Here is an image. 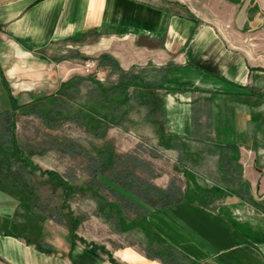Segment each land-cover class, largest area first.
<instances>
[{"label": "crops", "instance_id": "crops-1", "mask_svg": "<svg viewBox=\"0 0 264 264\" xmlns=\"http://www.w3.org/2000/svg\"><path fill=\"white\" fill-rule=\"evenodd\" d=\"M80 57L111 60L143 82L144 118L182 141L174 150L192 163L179 166L184 198L129 222L102 211L131 238L114 245L81 237L67 206L47 216L25 191L4 194L0 264H264V0H0V91L9 98L5 76L20 66L50 74L57 91ZM110 68L97 63L90 74L109 78ZM199 101L211 131L193 136ZM200 139L211 145L187 147ZM208 155L218 181L209 186L194 169Z\"/></svg>", "mask_w": 264, "mask_h": 264}, {"label": "rangeland", "instance_id": "rangeland-1", "mask_svg": "<svg viewBox=\"0 0 264 264\" xmlns=\"http://www.w3.org/2000/svg\"><path fill=\"white\" fill-rule=\"evenodd\" d=\"M91 57L93 56L91 55ZM81 60L80 57L70 61L74 67H77L76 70L58 76V78L67 79L70 73L80 75ZM12 61L13 65L18 63L17 59L14 60L13 58ZM5 77L10 80L11 93L9 92V94L11 95L10 98L9 96L7 98V94L0 91V112L6 109H16L13 112L15 120L13 134L16 136L17 145L25 150L26 159L30 163V174H32L30 179L39 187V195L41 196L39 201L50 207H57L61 201L60 190L52 189L43 182L48 177V171L57 173L59 178L62 177L64 181L69 182L76 190L64 205L71 209L70 213L78 220L77 231L81 237L93 239L99 243L111 242L114 245L129 243L131 239L127 234L119 236L114 231V226L104 217L101 218L100 215H102V211H106V208H97L96 200L91 197L86 188L79 190L80 187L85 186L84 182L87 177V172L84 169L86 153L94 157L105 144L111 145L115 153H132L140 163L147 165L150 171L144 167H135V173L139 178H147L153 185L160 187L167 186L170 180L179 185V189L184 186V181L180 177L179 166L182 164V166L187 165L189 168L192 163L187 158L181 159L182 157L179 156L177 150L168 148L164 150L157 145L155 142L157 129L154 124L151 125L146 121L147 118H144V116L148 117L145 114L148 102L142 101L146 100L142 98V94L140 103L136 102V95H132L133 93L126 94V96L128 95L127 99L122 101V93L120 94V92L112 93L111 98L102 102L100 100L98 103L96 100L89 102L88 97L85 96L84 84H81L80 92L77 95H72V99L63 97L71 103H61L60 105L59 103L63 101V98L58 92L53 91L58 80L55 81V78L51 77L50 74L44 71L30 73L27 66H20L19 70H15L11 76L6 75ZM96 79L100 82L107 80L110 82L115 79V76L110 75L108 78L105 76V72H99L96 73ZM143 96L145 97L146 93ZM6 99L9 101L7 102ZM55 99H57V103L53 105L52 103L56 102ZM112 101L119 105L118 111L123 112L125 120L120 122V126L108 124L104 135L98 137L95 130L100 126L97 116L102 117L106 113L110 114L111 106L114 104ZM26 105L34 106L36 114L26 112ZM204 105V101H199L197 104V111L199 110L197 122L190 124L193 136H203L204 133L207 134L211 131V126L207 122L209 113L205 110ZM87 107H90V113L82 119L77 116V119L76 113L84 114ZM37 113L54 121L47 122ZM98 131L102 132L103 130L99 129ZM7 133L0 134L1 142L5 143V139L8 138ZM186 142L187 147L191 150L196 148L206 150L211 145V141L204 139L187 140ZM72 145L76 148L77 154L75 156L74 153L71 156L66 152L68 148L72 150ZM2 149L4 148L0 147V152ZM203 158L202 162L196 165L194 169L199 171L198 175L202 178L208 177L206 178L207 182L204 183L209 186L218 182L215 180L217 179V172L213 167L216 156L208 155L203 156ZM10 179L4 172H0V201L4 205H7L4 194L17 195L20 192L18 188L11 190L8 187Z\"/></svg>", "mask_w": 264, "mask_h": 264}, {"label": "trees", "instance_id": "trees-1", "mask_svg": "<svg viewBox=\"0 0 264 264\" xmlns=\"http://www.w3.org/2000/svg\"><path fill=\"white\" fill-rule=\"evenodd\" d=\"M97 63L101 65H111L110 70L114 72L115 79L112 81L100 82L93 74L90 75H72L70 79L62 82L57 91L60 94V97H69L72 99V95H77L80 92L81 84H84L85 96L88 97L87 100L93 101L108 100L112 93L121 94V100L125 101L127 99L126 94L130 93L136 95V87L142 85L143 82L139 80L138 76L136 77L131 70L124 71L123 73L120 70H115L114 62L111 60L103 59L102 57L98 58ZM63 94V95H62ZM119 94V95H120ZM144 93H140V97ZM139 96V94H138ZM8 98V95H7ZM66 98H63L59 104L71 103ZM146 99V96L144 97ZM52 104L56 105L57 99H55ZM73 101V100H72ZM114 104L111 106L110 114L106 113L104 116L99 118L98 124L100 125L95 129L97 131L98 137L104 135L105 128L108 124L120 126V122L125 120L123 112L118 111L119 105L112 101ZM8 106H10L8 104ZM63 106V105H62ZM15 109V108H14ZM16 111L13 109H6L3 112H0V134L8 132V138L5 139V143L0 141V147L4 148L0 152V172H4L5 175H8L11 179L10 181L17 187L19 190L25 191L26 195L32 201V207L36 208L41 214H46L48 216H61L62 210H66L69 213L68 208L64 205L71 194H74L76 189L71 186L67 181H64L62 177L59 178V175L53 171H48L47 179L43 182L52 189H59L60 191V204H57V207L47 206L45 203H42L40 200L39 187L32 183L30 179L32 174H30L28 160L24 153V149L17 145L16 136L13 134V129L15 125L13 112ZM90 107L86 108L85 113H76L75 117L79 116L81 119L90 113ZM26 112L36 114L34 111V106L26 105ZM148 111L145 112L147 114ZM194 112V110H193ZM38 114V113H37ZM92 116V114H90ZM42 119L47 122L54 121L49 120L46 117H43L42 114H38ZM95 116V115H94ZM78 119V118H77ZM197 118L193 117L192 123H196ZM102 125V126H101ZM157 129L155 142L157 145L164 148V150L180 148L182 141H179L175 136L163 137L162 129L155 126ZM103 130L98 131V130ZM71 149H67V153L71 156L77 154L76 148L74 145L71 146ZM111 145L105 144V146L94 156L91 157L86 153L84 156V169L87 172L86 181L84 182V187H78L79 190L86 188L87 191L91 194L97 203V208L100 209L106 208L109 215L112 216L113 220L116 218H121L123 220L134 221L138 218H142L143 215L149 213L150 211H156L158 209L168 207L170 204L181 201L184 198L183 188L179 189V185L175 184L172 180L169 181L167 186L160 187L153 185L147 178H139L135 173V167H144V169L149 170L145 163H140L138 158L132 153L127 154H117L113 150ZM74 150V151H73ZM33 173V172H31ZM85 189V190H86ZM109 198V199H108ZM107 200V201H106ZM70 217V216H69ZM70 220V226L76 228V223L73 219Z\"/></svg>", "mask_w": 264, "mask_h": 264}, {"label": "built area", "instance_id": "built-area-1", "mask_svg": "<svg viewBox=\"0 0 264 264\" xmlns=\"http://www.w3.org/2000/svg\"><path fill=\"white\" fill-rule=\"evenodd\" d=\"M80 72L82 73V75H87L90 74L94 71H96V67H97V63L95 62V59L93 58H87L84 59L82 61V63H80Z\"/></svg>", "mask_w": 264, "mask_h": 264}]
</instances>
